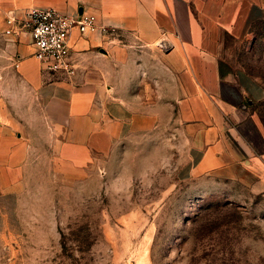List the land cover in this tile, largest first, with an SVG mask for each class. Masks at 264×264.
Instances as JSON below:
<instances>
[{"label": "crops", "instance_id": "obj_1", "mask_svg": "<svg viewBox=\"0 0 264 264\" xmlns=\"http://www.w3.org/2000/svg\"><path fill=\"white\" fill-rule=\"evenodd\" d=\"M48 8L107 30L72 33L70 77L43 70L28 32L5 34ZM262 102L264 0H0V237L25 228L42 162L118 187L170 173L259 188Z\"/></svg>", "mask_w": 264, "mask_h": 264}, {"label": "rangeland", "instance_id": "obj_2", "mask_svg": "<svg viewBox=\"0 0 264 264\" xmlns=\"http://www.w3.org/2000/svg\"><path fill=\"white\" fill-rule=\"evenodd\" d=\"M40 167L25 228L0 237V264H264V181L190 185L169 173L118 187L59 162Z\"/></svg>", "mask_w": 264, "mask_h": 264}, {"label": "built area", "instance_id": "obj_3", "mask_svg": "<svg viewBox=\"0 0 264 264\" xmlns=\"http://www.w3.org/2000/svg\"><path fill=\"white\" fill-rule=\"evenodd\" d=\"M6 35H12L15 28L29 33L34 47V58L44 71L51 75L74 74V66L70 60L69 39L74 31L81 35L96 32L107 33L105 28L96 26V18L92 15L69 16L53 8L29 9L23 19L17 23L13 16L6 20Z\"/></svg>", "mask_w": 264, "mask_h": 264}, {"label": "trees", "instance_id": "obj_4", "mask_svg": "<svg viewBox=\"0 0 264 264\" xmlns=\"http://www.w3.org/2000/svg\"><path fill=\"white\" fill-rule=\"evenodd\" d=\"M257 112L258 116L260 118V121L264 127V102H262L258 107H257Z\"/></svg>", "mask_w": 264, "mask_h": 264}]
</instances>
